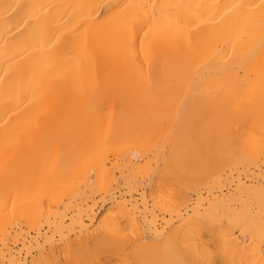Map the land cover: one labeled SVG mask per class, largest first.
Returning <instances> with one entry per match:
<instances>
[{"label":"bare ground","instance_id":"6f19581e","mask_svg":"<svg viewBox=\"0 0 264 264\" xmlns=\"http://www.w3.org/2000/svg\"><path fill=\"white\" fill-rule=\"evenodd\" d=\"M0 207L36 262L264 264V0H0Z\"/></svg>","mask_w":264,"mask_h":264},{"label":"rangeland","instance_id":"374dc122","mask_svg":"<svg viewBox=\"0 0 264 264\" xmlns=\"http://www.w3.org/2000/svg\"><path fill=\"white\" fill-rule=\"evenodd\" d=\"M4 207V206H3ZM0 208H2V207H0ZM2 211V210H1ZM12 212V211H11ZM2 213V212H1ZM10 213V212H9ZM13 214H9L8 216L10 217L9 219H7V220H5L4 218H2V216H0V222H3L4 220V222L3 223H0V224H2L5 228H7V230H9L8 232H6V234L3 236L2 234H0V237H1V235L3 236L2 237V241H4V239H6V243H3L2 241V244H4L3 245V247L2 248H0V251H1V253H0V263L1 264H5V263H7V264H9V262H7V260H5V258L8 256L9 258L14 254L15 255V257H18L20 260H22L23 259V261H25L24 263H21V264H48V263H45L46 261H45V259L43 258L44 257V255L43 256H41L42 257V260H44L45 262H42V260L39 258V260L41 261H39V262H36V260H38L37 258H35L34 259V257L36 256V251H33L31 254H29V253H26V251H25V248L26 247H23V246H27L28 245V242L31 244L32 243V245L33 246H36V245H34L33 244V240L36 238V240L39 242V244H41V245H44L43 246V249L45 250V252H47L46 251V249H47V244L46 243H44V241H43V239H45L44 238V236L46 235H48V237L50 238V236H52V235H54V237L52 238V243L53 244H56V242H58V236L56 235V234H53V230L52 229H50L49 231H48V226H47V224L45 223L44 224V221H42V226H41V228H40V231H39V234H40V236L38 237V235H37V231H32V230H29V228L25 225V220L23 219V216L21 215V211H18V210H14V212H12ZM4 216H6V214H8V208L6 209V210H4ZM3 219V220H2ZM10 220V221H9ZM68 222V221H67ZM66 224V223H65ZM1 225V226H2ZM4 227H2L3 229H4ZM1 228V230H3ZM16 231H15V230ZM18 231V232H17ZM16 232V233H15ZM43 232H46V234L45 233H43ZM50 233V234H49ZM9 234V235H8ZM45 234V235H44ZM6 236H9V237H6ZM16 237V238H15ZM20 237V238H19ZM24 237H25V240H24ZM35 237V238H34ZM13 238V239H12ZM34 238V239H33ZM47 238V237H46ZM55 238V239H54ZM23 239V240H22ZM33 239V240H32ZM29 240V241H28ZM55 240H57L56 242H55ZM31 241V242H30ZM23 242V246H22V243ZM55 242V243H54ZM44 243V244H43ZM2 244H0V247L2 246ZM25 244V245H24ZM29 244V245H30ZM8 245V246H7ZM49 249V248H48ZM3 251V252H2ZM7 251V253H4V252H6ZM9 251V252H8ZM2 253H3V256H4V260H2L1 258H2ZM12 253V254H11ZM11 255V256H10ZM34 256V257H33ZM46 256V255H45ZM7 257V258H8ZM37 257H39V255H37ZM30 258V259H29ZM46 258V257H45ZM31 259H33L34 261H32L33 263H31ZM3 262V263H2ZM20 262H22V261H20Z\"/></svg>","mask_w":264,"mask_h":264}]
</instances>
